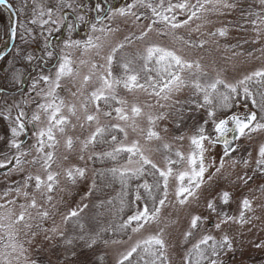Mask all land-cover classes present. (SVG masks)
<instances>
[{"label": "snow or ice", "instance_id": "6c2138e0", "mask_svg": "<svg viewBox=\"0 0 264 264\" xmlns=\"http://www.w3.org/2000/svg\"><path fill=\"white\" fill-rule=\"evenodd\" d=\"M260 4L264 6V0H260ZM0 6H6L10 12L13 11V6L9 0H0ZM65 7L75 11L76 7L82 8L84 5L76 6L73 3H66V0H59L55 7L38 6L33 11L34 18L30 22L33 25H39L41 29L52 25L53 27L48 29L49 34L53 31H59L60 26H67L71 31L77 25L68 21L67 16L62 14ZM236 7L237 4L234 0H196L195 3H191V0H176L175 3L172 0H132L131 3H128L126 0L122 6L110 7L106 16L97 15L95 23H92L90 27L91 33H99V35L90 34L83 41H64L58 65L54 66V76L42 74L38 78L48 87L47 90L41 88L37 93L43 96L44 102L37 105L38 111L33 112L28 121L35 127L33 135L36 138V143L32 147L35 148L37 155L31 161L22 159L30 155V152L20 151L23 141H17L22 133H26V123L23 120L25 113L22 110L13 121V126L10 129L12 136L10 146L17 149L19 155L13 156L7 161V164H11L14 160L15 168L12 170L17 171H23L25 163L39 164L44 174L33 175L30 173L24 178L22 184L4 193L7 196L9 192L14 191L17 196V199L8 200L6 204H0V209H3L0 211V233H3L0 235V243H3L4 249H11V252L0 253L6 261L12 253L19 251V254L23 255L26 251L23 245L17 241L19 233L17 226L23 225L29 230L32 228V225L28 223L34 219L31 210L36 209V215L41 220L49 216L47 210L40 211L42 205L38 203L36 196V193H39L44 200L51 203L53 199L51 193L59 186L60 173L52 171L53 164L57 163L55 152L47 149H55L59 145L57 133L61 136L65 135L68 126L71 124L70 117H76L77 121L81 120V116L77 114L76 105L66 104L57 91L61 88L62 80H73L75 87L76 78L80 76L79 67L74 66L76 62L72 59V53L68 51L69 49L79 50L81 56L94 52L95 56L104 60V63L79 60V65L90 64L89 73L80 79L77 92H72L73 96L79 93L83 97L80 105L83 110V122L79 126L84 128L85 123H87L91 128L92 125H95L88 137L82 142L81 151L98 143H110L112 145L111 151H106L101 155L117 162L119 159L124 160L123 164L110 170L113 175L119 176L122 184H127L129 180L139 179L145 175L153 177V183L149 184L145 180L143 184L138 185L135 195V201L139 202L142 199L139 189L143 188L151 200V207L147 202L142 206L137 205L136 210L118 226L122 232L131 229L133 233H137L148 225L159 224L161 211L169 200L170 188L173 189L176 202L181 206L186 205L190 197H195L197 190L204 183L205 173L211 166L205 163L206 153L210 147L219 142L224 144L223 156L220 158L219 167L216 168L217 173L224 168V157H230L231 153L237 151L236 148L231 147V141L227 139L229 133L233 134V140L238 141L245 136L251 139L253 133L264 132V115L258 119L255 111H251L243 117L233 114L227 118H216V108L232 107L230 101L234 96L239 95L241 88L245 97H253L252 104L258 106L260 112L264 113V91L258 93L260 102L257 105L254 94L249 88L253 81L264 87V67L252 71L235 83L226 82L220 78L219 74L210 81L202 82L201 77L207 76V73L199 60L188 59L175 49L151 42L146 43L145 47L138 50L133 57L117 61V54L122 49L131 44L133 40L145 41V38L158 24L167 29V31L158 30L160 35L174 34V30L185 27L193 19L210 23L207 20L208 14L224 15L225 10H232ZM140 8L150 10L151 17L143 12L134 11V9ZM95 9L99 13L102 10L101 5L97 3ZM179 14H186V19L179 20ZM114 16L134 17L133 23L147 19L150 20V23L139 35L131 33L115 46H110L109 36L118 32L119 29L112 28L104 24L103 21L111 20ZM249 16L255 17L250 22L253 25V31L256 33V39L253 40V43H256L264 33V14L249 12ZM76 19L81 23L86 22L85 16L79 13H77ZM201 27L202 25H197L195 31H200ZM26 31L31 32V29H26ZM227 31V28L221 27L214 32H209L208 35L225 37ZM10 36L15 38V26L10 28ZM175 39L182 41L184 45L190 48H203L207 43L205 40L199 42L184 40L183 37H175ZM106 46L110 50L106 55H102ZM44 47L46 55L52 57L53 52L48 51L47 40ZM261 51L264 52V49ZM26 59L32 61L34 56L28 54ZM117 65L120 69L118 74L115 73ZM89 85H93V89L85 94L84 90ZM189 87L195 90L194 94H203V103L198 104L197 107L209 106L207 115L212 120L215 137L207 134L205 128L200 126L196 133L189 137L191 148L187 155L177 150L175 152L177 159L165 156L164 166H159L147 153L153 150L150 147L153 141H164L161 131L157 130V123L166 119L167 113L153 110L172 108L180 111L176 106L182 102L176 97ZM221 87L225 91H220ZM32 88L34 90L37 88V81L33 82ZM121 90L131 94V101L121 95ZM140 95L144 97L142 101L139 98ZM162 101L163 103H161ZM214 101L217 103L214 104ZM90 106L92 111H89ZM65 109H67L68 115H65ZM102 117L106 122H102ZM142 119L147 121V130L140 126L139 121ZM41 123L44 126L39 127L38 125ZM72 127L74 128L76 125H72ZM129 129L138 134L136 139L129 141ZM162 131L166 133L168 129L165 128ZM140 137H143V144ZM175 139L182 141L184 136L181 135ZM65 147L68 153L74 150L75 141L72 137L66 138ZM162 147L165 150H171V145L167 142H163ZM251 155L249 152V158L243 159L244 166L246 168L251 167L253 173L264 174V143L257 146V156L254 161L251 159ZM69 158L67 154L63 156L64 161H68ZM79 158L84 159L83 155ZM236 163L239 161L234 160L233 164ZM7 164L0 162V168L6 167ZM181 164H185L186 167L183 169L177 167ZM65 175L69 181L75 183L77 176L83 177L85 175V169L68 167L65 169ZM237 179L242 184L247 185L253 180V176L245 172L243 175H238ZM30 187L34 189V192L28 191ZM20 197H23L25 202L19 203L18 212L12 207H7V205H16ZM217 199L220 205L227 206L232 200V193L223 190L216 197L206 201V207L210 210V214L215 213L217 217V222L213 225L214 229L220 230L222 225H228L229 222H239L240 224L250 222L246 218V212L252 211V202L246 196L240 201L238 216L229 215L223 207H218ZM80 211L82 209L71 210L68 215L63 217L64 222L67 223L69 219L77 217ZM205 219L199 214L191 215L188 229L183 233L185 242H190L196 230L204 227ZM45 231L48 230L45 229ZM51 231L55 233L58 229L53 228ZM35 235L36 233H33V236ZM46 239H51V237H46ZM91 243H96L95 237L92 238ZM104 243L108 244L109 241L105 240ZM111 243H121V241L113 240ZM257 246L259 247V245ZM168 247V242L164 239V229L158 228L154 234L145 239L137 240L125 252L120 253L115 264H141V262L142 264H171ZM231 251H233V240L229 236L223 235L221 239L217 240L211 234H204L195 243H192L191 248L186 251L183 264H225L222 255ZM25 264H29L26 256Z\"/></svg>", "mask_w": 264, "mask_h": 264}, {"label": "rangeland", "instance_id": "374dc122", "mask_svg": "<svg viewBox=\"0 0 264 264\" xmlns=\"http://www.w3.org/2000/svg\"><path fill=\"white\" fill-rule=\"evenodd\" d=\"M88 1L90 3L92 2V0ZM125 2L126 0H115L113 3H111V0H104L102 3L99 2L102 10L98 13L95 9L96 14L87 15L85 18L86 22L84 23L74 20V16L77 13L81 14L79 10L81 7H76L75 11L69 8L63 9L62 14L67 16L68 21L75 23L77 27L74 28L73 32V30L69 31L66 26L65 29L67 32H65L63 38L60 35L61 32L57 33L58 31H56L55 33H51L54 39H61L60 43L55 46L59 51L58 56L53 64L50 66L47 65L39 74H36L35 79L32 80L29 86V82L25 84L28 87L30 95L28 98L26 96V100L23 102L25 104H22L23 106L20 107L18 114L21 110L25 113L23 120L28 128V137L23 141L20 151L30 152V155L22 159L31 161L37 155L35 148L32 147L36 143V138L33 135L35 127L33 124L28 123V121L31 119L33 112L38 111L37 105L44 102L43 96L37 93L41 88L47 90L48 87L42 81H39V76L42 74H52L54 76V66L58 65L61 49L63 48L65 40L83 41L90 34L99 35V33H91L90 27L92 23H95L97 15L104 17L107 15L110 7L116 8L124 5ZM127 2L131 3L132 0H127ZM172 2L175 3L176 0H172ZM195 2L196 0H191V3ZM234 2L237 4V7L232 10H225L224 15L208 14L207 20L210 23L193 19L185 27L174 30V34L160 35L158 30L163 29L167 31V29H164V26L161 24L156 25L153 31L145 38V41L133 40L131 44L122 49L117 54V61L133 57L138 50H142L145 47L146 43L151 42L163 47L175 49L179 54L188 59L199 60L203 65L204 71L207 73V76L201 77L202 82L210 81L219 74L220 78L226 82L235 83L252 71L264 67V52L261 51V49H264V33H262L258 42L253 43V40L256 39V33L253 31V25L250 21L255 19V17L249 16V12L264 14V6L260 4V0H234ZM66 3H73L76 6L81 4L86 5L85 0H66ZM134 11L143 12L145 15L151 17V12L148 9L140 8L134 9ZM178 19H186V14H179ZM133 21L134 17L125 18L120 16H114L111 20L103 21L104 24L119 29L118 32L109 36L110 46H115L123 41L125 36L131 33L139 35L145 29V26L150 23V20L147 19H142L136 23H133ZM11 22L12 16L10 11L4 6H0V48L7 42ZM197 25H202L200 31H195ZM50 27L53 26L49 25ZM221 27H225L228 30L225 37L208 35L209 32H214ZM61 29L63 27L61 28L60 26L59 31ZM51 34L47 33L45 35V38L49 42H53L51 40ZM175 37H183L184 40L195 42L205 40L207 43L203 48H190L184 45L182 41L176 40ZM109 50L110 48L106 46L102 55H106ZM68 51L72 53V59L76 62L74 66L79 67L80 76L76 78L75 87L73 86V80L64 79L61 82V88L57 91L65 100L66 104L76 105L77 114L81 116V120L77 121L76 117H70L71 124L68 126L65 135L61 136L57 133V139L60 141L59 145L55 149H47L48 151L55 152L57 163L53 164L52 171L60 173L59 186L51 193L53 197L51 203L44 200L39 193H36V196L38 203L42 205L40 211L47 210L49 216L41 220L36 215L37 210H31L34 219L28 221V223L32 225V228L29 230L24 228L23 225L17 226L19 228L17 241L23 245L26 251L23 255H20L19 251L12 253L7 258V261L0 255V264H8V261H10V264H25V256L29 264H115L120 253L125 252L137 240L145 239L147 236L154 234L158 228L164 229V239L169 245L168 256L171 264H183L186 251L191 248L192 243H195L204 234H211L217 240L221 239L223 235H227L233 240V251L222 255L225 264H264V174L259 172L253 173L251 167L246 168L243 164V159L249 158V152L252 154L251 159L253 161L255 160L257 146L260 143H264V132L253 133L251 139L245 136L238 141L236 140L234 148L237 151L231 153L230 157H224L225 165L219 173L216 172V168L219 167L224 146L220 144L211 146L210 150L206 153L205 159L206 165L211 166L205 173L202 187L197 190L195 197L189 198V202L184 206L176 202L173 189L170 188L169 200L161 211L159 224L153 223L148 225L145 229L137 233H133L130 229V233L126 238L115 240L121 241V243L113 244L109 241L108 244H101V247H89L91 238L93 237L92 234L95 231L91 227V222L94 218L95 221L99 219V215L97 217L95 215L94 206V199L97 195L96 169L98 167L95 164L94 157H105L101 154L110 151L112 146L109 147L108 143H98L95 146H89L88 149L81 151L82 142L88 137L95 125H92L91 128L87 123H85L84 128L79 126L83 122V110L80 107L83 97L79 93L73 96L72 92H77L80 79H82L83 75L88 74L90 70V64L79 65V60L84 59L97 63H104V60L101 57L95 56L94 52L81 56L79 50L69 49ZM3 65H0V79L4 71ZM119 71L120 69L117 65L115 67V73L118 74ZM17 76L20 82L18 84L23 83L21 73L16 74ZM34 81H37V88L35 90L32 88ZM249 88L253 92L258 105L260 102L258 93L264 91V87L253 81L249 85ZM92 89L93 85L87 86L84 90L85 94L92 91ZM220 91L225 90L221 87ZM194 92L195 90L189 87L176 97L182 102L176 106L180 111L172 108L153 110L167 113L166 119L157 123V130L161 131V135L164 137L163 142L171 145V150L168 151L162 147L163 142L153 141L150 144L153 150L147 154L159 166H164L165 156H171L172 159H177L175 156L177 150L187 155L191 148L189 137L195 134L200 126L205 128L207 134L215 137L212 120L207 115L209 106L197 107L198 104L203 103V94H194ZM121 95L130 101L132 99L131 94L123 90H121ZM139 98L141 101L144 99L143 95H140ZM252 99L253 97H245L243 89L241 88L239 95L234 96L230 101L232 107L216 108V118H227L233 114L244 116L251 111H255L259 119L264 113L260 112L258 106L252 104ZM216 103L217 101H214V104ZM89 111H92L91 106L89 107ZM65 115H68L67 109H65ZM101 120L102 122H106L103 117ZM13 121L8 120L6 123L7 132L10 136ZM139 123L141 127L147 130L148 124L146 119L140 120ZM72 125H76V127L73 128ZM38 126L42 127L44 124L41 123ZM165 128L168 129L166 133L162 131ZM137 135V133H133L129 129V141L136 139ZM181 135L184 136V140L175 139V137ZM24 136L25 133H22L17 138V141H22ZM68 136L72 137L75 141V148L71 153H68L65 147V140ZM140 139L143 144V137H140ZM11 140L12 136L7 145L3 146V148L0 147V162L7 164V161L12 159L13 156L19 155L17 149L10 146ZM66 154L70 157L68 161L63 160V156ZM81 155L84 157L83 160L79 158ZM234 160L239 161V163L234 165ZM123 163L124 161L120 162L119 165ZM68 167H82L85 169V175L83 177L77 176L75 183H72L65 175V169ZM177 167L183 169L186 165L181 164ZM14 168V160L11 164H7L6 167L0 168V204H6L8 200L17 199L14 191L9 192L7 196L4 193L22 184L28 174H44L39 164L25 163L23 165V171L12 170ZM245 172L253 176V180L247 185L242 184L237 179L238 175H243ZM223 190L232 193V200L229 205L223 206L220 205L217 199L216 203L218 207H223L224 211L228 212L229 215L238 216L240 201L246 196L252 202V211L246 212V218L250 222L245 224L229 222L228 225H222L220 230L214 229L213 225L217 222V217L215 213L210 214V210L206 207V201L216 197ZM28 191L34 192V189L30 187ZM21 202H25L23 197L18 199L16 205H7V207H12L18 212L19 203ZM84 205H87V207H84ZM137 205L141 206V203L138 202ZM136 208L137 206L134 207V211ZM74 209H82V211L79 212L77 217H73L65 223L63 217ZM0 211H3V209H0ZM197 214L206 218L204 227L196 230L190 242H185L183 233L188 229L191 215ZM53 228H57L58 231L55 233L52 232L51 229ZM45 229L48 231H45ZM33 233H36V235L33 236ZM0 235H3V233H0ZM46 237H51V239H46ZM68 241H71V243H68ZM5 251L11 252V249H4L3 243H0V253Z\"/></svg>", "mask_w": 264, "mask_h": 264}, {"label": "trees", "instance_id": "16d2710c", "mask_svg": "<svg viewBox=\"0 0 264 264\" xmlns=\"http://www.w3.org/2000/svg\"><path fill=\"white\" fill-rule=\"evenodd\" d=\"M10 1L16 9L19 17L15 44L13 48L3 57L1 62V65L4 64V73L3 78L0 79V86L3 85L1 87L5 88V92H3L0 100V147L2 148L8 144L11 138L6 128L7 121H13L16 119L20 107L25 104L23 102H25L26 96L28 98L30 95L28 87L25 86L26 82H29V86L32 80L35 79L36 74H39V72L45 69L47 65L50 66L53 64L59 54V51L55 46H57L56 44L60 43L61 40L53 38V42L50 43L49 40L45 38V35L49 33V25L41 29L39 25H33L30 22L34 18L33 11L36 10L38 6L55 7L59 0ZM99 2L102 3L104 0H92L91 3L90 1L85 0V4L88 6L85 5L86 7L84 6L83 9L79 8L81 14L84 15L85 18L89 14H94L96 12L94 7ZM113 2H115V0H111V3ZM66 8L67 7H65L64 10ZM74 20L79 22L76 19V16H74ZM62 27L63 29L57 33L61 32L60 35H62L63 38L67 30L65 29L66 26H61V28ZM26 29H31V32L26 31ZM55 32L56 31H53L52 33ZM51 35V37H53V34ZM46 40L49 45L48 51L53 52L52 57H48L46 55L44 47ZM37 47L42 50L41 53H39V49H37ZM28 54H32L34 56L32 61L28 62L26 59ZM24 68L28 71L30 70V74L23 83L18 84L19 81L16 77V71L20 72L18 69ZM4 95L6 96L4 97ZM108 146L110 147L112 145L108 143ZM94 160L95 164L98 166L96 169L97 195L94 199V206L95 215L96 217L99 215V219L95 221L94 218L91 222V227L95 230L92 234V238H96L95 244L90 243L91 248L101 247V244H105V240H121L129 235L130 229L122 232L119 230L118 226L123 220L127 219L128 215H131L134 212V207L137 206L138 202L135 201V195L138 185L143 184L145 180H147L149 184L153 183V177L151 175H145L139 179L133 178L129 180L127 184H122L119 176L113 175L110 170L114 167H118L119 163L124 161L123 159H119L117 162L108 157L99 158L97 156L94 157ZM139 192L142 196V199L139 201L141 206L147 202L151 207V200L148 198L144 189L140 188Z\"/></svg>", "mask_w": 264, "mask_h": 264}, {"label": "water", "instance_id": "95a60500", "mask_svg": "<svg viewBox=\"0 0 264 264\" xmlns=\"http://www.w3.org/2000/svg\"><path fill=\"white\" fill-rule=\"evenodd\" d=\"M10 4H12L10 1H9ZM13 6V5H12ZM6 7V6H5ZM11 13V16H12V22H11V25H10V28L12 26H15L16 27V32H17V22H18V14L13 6V11L10 12ZM14 13V14H13ZM15 39H16V36L15 38H11L10 36V32H9V37L7 39V42L4 46H2L0 48V60L2 59V57H4L9 51L10 49L13 47L14 45V42H15ZM243 117V116H241ZM28 137V128L26 126V133H25V136L23 137L22 141H25ZM227 139L229 141H231V147L234 148L235 146V142L236 140H233V134L232 133H229L228 136H227ZM220 144L224 145L223 142H219ZM11 166V165H10Z\"/></svg>", "mask_w": 264, "mask_h": 264}, {"label": "flooded vegetation", "instance_id": "af4514ba", "mask_svg": "<svg viewBox=\"0 0 264 264\" xmlns=\"http://www.w3.org/2000/svg\"><path fill=\"white\" fill-rule=\"evenodd\" d=\"M17 38V37H16ZM52 39L54 38V36L53 37H51ZM56 38V37H55ZM51 39V40H52ZM57 39V38H56ZM51 43V42H50ZM37 49H39V53H41L42 52V50H40V48L39 47H37ZM37 58H38V56H37ZM3 59V58H2ZM1 62H2V60L0 61V65H1ZM29 62V61H28ZM20 72H17V75H18V73H21V76L23 77L22 78V80H23V82H24V80L29 76V74H30V70L28 71L27 69H18ZM3 73H4V71H3ZM2 78H3V74H2ZM2 84V83H1ZM1 86H3V85H1ZM0 86V87H1ZM5 90V88L4 87H1V89H0V91H1V93H0V97H2V94H3V92H5L4 91ZM0 100H1V98H0Z\"/></svg>", "mask_w": 264, "mask_h": 264}]
</instances>
